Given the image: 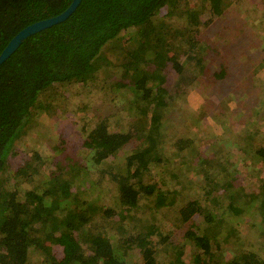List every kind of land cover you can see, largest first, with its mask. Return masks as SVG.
I'll use <instances>...</instances> for the list:
<instances>
[{"label": "trees", "instance_id": "trees-1", "mask_svg": "<svg viewBox=\"0 0 264 264\" xmlns=\"http://www.w3.org/2000/svg\"><path fill=\"white\" fill-rule=\"evenodd\" d=\"M72 1L0 0V54L24 28L60 15ZM228 6L227 0H82L69 19L29 37L0 66V264H35L33 259L39 264H131L130 257L135 264H264V254L243 250V241L232 257L225 256L240 218L259 216L256 225L264 233L261 125L247 124L236 136L239 155L219 157L218 147L212 157L201 154V167L190 168L193 177H188L191 170L178 173L165 161L170 159L166 145L172 148L170 112L179 96L169 73L181 81L191 72L184 86L210 91L212 79H232L229 65L244 58H225L221 72L206 82L201 78L205 61L216 64L214 56L224 54L201 37ZM190 8H203L214 21L203 22L201 13ZM166 18L191 23L179 29ZM107 47L120 53L118 65L103 59ZM248 66L238 68L239 88L263 78L258 65L250 72ZM69 85L102 87L127 101L130 122L116 130L106 118L98 120L82 138L89 163L70 157L73 141L64 136L60 143L52 140L51 150L67 160L66 167L56 160L50 168L46 159L53 157L38 150L17 163L15 143L48 108L40 105L41 96ZM240 158L257 172L258 186L253 184L249 193L242 172L229 167L231 159ZM93 172L102 176L101 185L109 183L108 199H94L98 181ZM162 210L177 215L179 223L168 235L154 216ZM181 226L184 232L175 230ZM177 231L182 241L171 244Z\"/></svg>", "mask_w": 264, "mask_h": 264}, {"label": "rangeland", "instance_id": "rangeland-1", "mask_svg": "<svg viewBox=\"0 0 264 264\" xmlns=\"http://www.w3.org/2000/svg\"><path fill=\"white\" fill-rule=\"evenodd\" d=\"M227 1H229V6L224 14L215 21L209 12H202L203 8L190 9L193 12H200L201 14L198 16L203 22L211 19L214 21L210 27L205 28L201 40L210 46L222 48L224 52L221 58H217V55L214 56L216 64L211 65L205 61L207 72L201 77L202 80L206 82L208 78H213L221 72L220 66L228 62V60L224 61L225 58L243 56L244 58L241 57L239 64L234 62L231 66L228 64L232 79L220 82L212 79L214 85L210 91L204 90L198 85L184 86V78H187V81L189 78H193L191 72L187 73V76H182L181 81L179 76L170 72L167 79L172 88L178 86L179 96H175L176 99L170 112L171 125H174L173 129L169 128L172 148L166 145L167 158L170 159L165 161L166 165L173 163L178 173L184 174L191 169L195 170L198 166L201 167V154L212 157V153L217 147L219 148V152H217L219 157H229L230 159L229 154H238L237 145L240 139L235 138L242 130L246 129L247 124H259L261 125L260 131L264 132V67H262L264 63L260 64L264 62L262 60L264 58V0ZM190 9L185 11L189 12ZM165 23L181 29L191 22L185 18L181 20L166 18ZM192 23L196 25L197 21L193 20ZM104 58L106 61L112 62L113 65H118L121 57L117 49L113 50L112 47H107L103 52ZM181 61H184V58ZM248 63H250L249 72L251 67L254 68L258 65L260 67L258 76L263 78L259 77L260 81L256 80L254 85L250 84L247 87L239 88L243 76L238 70ZM184 88L188 89V93L187 91L184 93ZM127 103V101L116 99L109 92H105L102 87L93 91L75 85L55 87L52 92L43 94L40 98V105L43 104L44 108L48 107L46 112L37 119L23 140L15 143V151L19 152L16 158L17 163H19L18 160L30 157L33 151L38 150L43 157H53L51 161L46 159L47 164H51L50 168L54 169L55 166L52 163L56 160L61 162L62 167H66L67 160L62 159L58 152L54 156L55 151L51 150L52 140L55 143H60L63 136L67 140L73 141L68 145L70 157L75 159L80 156L82 160L89 163V155L82 145V138L101 118H106L109 125L115 126L116 130L123 126L126 127L130 122V114L126 111ZM42 136L47 137V141ZM173 139H175L174 143ZM177 142H180V146H175ZM253 163L257 164L255 161ZM244 165L242 158L231 159L229 167L242 172L243 189L249 193L250 190L252 192L255 184L258 186L257 172L254 165L252 167ZM169 166L171 164H168ZM194 170H191L192 173L188 177H193L196 174ZM93 175L98 181L94 199H98L100 196L106 199L111 188L109 183L102 180L103 184L101 185L99 182L102 176L96 172H93ZM194 180L198 179L194 178ZM199 193L203 195L202 192ZM203 201L205 200L203 199ZM154 216L158 219L159 225L165 226L164 233L167 235L173 232L172 227L175 224H179L176 222L177 215H170L165 210L154 213ZM257 223L260 224L259 216L253 218L247 215L246 218H240L239 223L234 226L236 239L233 240L232 246L226 247V257H232L234 251L237 252L234 249L242 241L246 242L243 250L252 248L264 254V233L262 234L261 229L257 227ZM177 229L184 232L182 226L175 230ZM178 232L180 231L175 232L177 236L170 238L171 244L182 241V236H179L181 233ZM33 262L39 264L40 261L33 259ZM130 262L135 264V259L130 257Z\"/></svg>", "mask_w": 264, "mask_h": 264}, {"label": "water", "instance_id": "water-1", "mask_svg": "<svg viewBox=\"0 0 264 264\" xmlns=\"http://www.w3.org/2000/svg\"><path fill=\"white\" fill-rule=\"evenodd\" d=\"M82 0H73L70 6L60 15L36 22L19 32L6 46L0 54V66L4 64L31 36L36 35L46 29L65 22L73 15L81 5Z\"/></svg>", "mask_w": 264, "mask_h": 264}]
</instances>
